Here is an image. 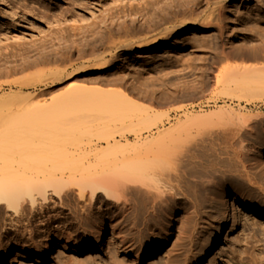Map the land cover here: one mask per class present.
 Segmentation results:
<instances>
[{
  "label": "bare ground",
  "instance_id": "obj_1",
  "mask_svg": "<svg viewBox=\"0 0 264 264\" xmlns=\"http://www.w3.org/2000/svg\"><path fill=\"white\" fill-rule=\"evenodd\" d=\"M115 1L124 0H102ZM224 1L182 0L186 8L169 10L147 30H154L162 22H169L174 34L186 23L204 28V24L220 20ZM68 4L71 7L58 11L45 5V17L56 26L75 24L100 11L101 5L89 6L83 0ZM80 4L86 7L80 8ZM174 5V0H167L159 2L157 8ZM20 37L24 35L9 38ZM231 57L221 50L213 59L214 64H225L219 65L216 75L219 92L226 96L224 99L244 103L242 107H264V45L260 51L245 54L249 63L231 64ZM40 64L41 59H36L21 64V69ZM42 76L37 71L28 86L42 81ZM96 84L71 85L52 98L42 93L22 95V90L13 93L10 84L11 91L0 93L1 263L12 255V260L30 258L40 264L56 247L93 252L106 242L134 258L150 253L160 258L170 250L160 247L151 251L149 246L139 249L134 236H126L127 227L134 233L139 223L143 227L162 224L177 208L186 212L187 219L197 216L199 203L194 199L198 191L220 186L223 180L240 181L264 193V172H250L239 158L241 151H257L260 145L264 153V134L254 136L257 127L264 130V113L225 106L196 114L184 111L183 118L165 127L161 114L139 108L126 89ZM205 132L221 135L223 149L232 153L222 158L228 174L218 182L211 174L189 166V150ZM52 196L57 200H51ZM215 209L216 225L210 243L200 242L185 264L206 260L222 242L233 210L231 199L218 201ZM191 225L188 222L187 229ZM88 226L92 228L89 232ZM80 231L85 235L80 236ZM257 245L248 252L249 264L264 263ZM247 251L243 248L240 252ZM233 262L247 264L241 258ZM109 263L125 264L112 252Z\"/></svg>",
  "mask_w": 264,
  "mask_h": 264
},
{
  "label": "rangeland",
  "instance_id": "obj_2",
  "mask_svg": "<svg viewBox=\"0 0 264 264\" xmlns=\"http://www.w3.org/2000/svg\"><path fill=\"white\" fill-rule=\"evenodd\" d=\"M71 1L80 2L0 0L1 94L22 90V95L42 93L46 98H52L61 95L71 85L98 83L95 85L98 86L106 82L105 87L126 89L139 108H150L161 114L165 127L183 118L185 112L203 113L220 106L264 113L263 106L242 107L244 103L238 105L235 99H224L226 96L219 92L220 86L215 82L221 64L212 63L221 50L232 55L231 64L249 63L245 54L260 51L264 45V0H225L219 21L204 24V28H193L186 23L176 34L169 22H162L154 30L148 31L147 28L160 22L169 10L186 8V3L181 4L182 0H174L175 5L167 8H157L159 2L167 0L114 3L83 0L89 6L101 3L100 11L97 9L93 16L79 23L64 22L60 26L45 17V5L58 11L71 7L68 4ZM80 5V8L86 7ZM18 34L24 37L18 40L9 38ZM154 46H158L157 49H153ZM36 59H41L40 65L21 69V64ZM221 63V66L225 65ZM39 70L43 74L42 81L28 86L32 80L30 77ZM109 81L111 83L106 85ZM8 83L12 89L8 88ZM255 132V137L264 134V130L258 127ZM222 140L219 134L205 132L193 142L188 153L189 166L211 174L215 182L228 174V166L222 158L231 152L226 153ZM262 148L260 145L257 151L252 148L239 153V158L252 173L264 172ZM227 197L232 201L233 210L223 240L213 254L198 264H233V260L237 262L240 258L249 264L248 252L254 245L258 244L264 255V193L236 180H223L220 186L200 189L194 199L199 203L197 216L187 219L186 212L177 208L162 220L164 227L161 221L148 227L139 223L134 233L127 227L126 236H134V244L139 249L149 246L151 251L160 247L170 250L160 258L156 253L134 258L120 248L112 249V243L106 242L103 248L93 252L56 247L40 264H110L109 252L125 264H185L200 242L210 243L216 225V204ZM51 198L57 200L54 196ZM188 222L192 225L187 229ZM91 229L88 226L87 232ZM80 232V236L85 235ZM243 248L248 250L247 253L240 252ZM236 253H240L239 256H235ZM11 257L0 264H38L30 258L15 257L12 260Z\"/></svg>",
  "mask_w": 264,
  "mask_h": 264
}]
</instances>
